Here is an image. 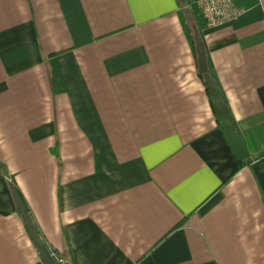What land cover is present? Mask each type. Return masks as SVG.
I'll return each mask as SVG.
<instances>
[{
	"label": "crops",
	"instance_id": "1",
	"mask_svg": "<svg viewBox=\"0 0 264 264\" xmlns=\"http://www.w3.org/2000/svg\"><path fill=\"white\" fill-rule=\"evenodd\" d=\"M194 1L0 0V264H43L16 188L70 264H264V3Z\"/></svg>",
	"mask_w": 264,
	"mask_h": 264
},
{
	"label": "water",
	"instance_id": "2",
	"mask_svg": "<svg viewBox=\"0 0 264 264\" xmlns=\"http://www.w3.org/2000/svg\"><path fill=\"white\" fill-rule=\"evenodd\" d=\"M194 40H195V47L198 56V67L199 73L203 76L204 82L210 96L213 99V106L216 112L217 117H224L222 120V126L225 133V136L234 151L235 157L238 161H243L248 157V152L246 147L244 146L241 138L236 132V128L234 127L231 119L227 116L228 107L226 104L225 97L220 90V86L218 83L208 74V67H207V60H206V52L204 44L199 37L197 30H194ZM2 168V163L0 161V170ZM13 198L15 205L21 214V218L24 222V226L27 230L29 238L32 240L35 248L37 249L40 259L43 264H62L61 262L57 261L56 258L52 255L49 248L47 247L46 243L38 234V231L31 219V216L28 212L26 205L24 204L20 195L14 191Z\"/></svg>",
	"mask_w": 264,
	"mask_h": 264
},
{
	"label": "built area",
	"instance_id": "3",
	"mask_svg": "<svg viewBox=\"0 0 264 264\" xmlns=\"http://www.w3.org/2000/svg\"><path fill=\"white\" fill-rule=\"evenodd\" d=\"M237 0H195L206 26L209 28L222 25L234 20L240 15V10L235 6ZM264 3V0H262Z\"/></svg>",
	"mask_w": 264,
	"mask_h": 264
},
{
	"label": "trees",
	"instance_id": "4",
	"mask_svg": "<svg viewBox=\"0 0 264 264\" xmlns=\"http://www.w3.org/2000/svg\"><path fill=\"white\" fill-rule=\"evenodd\" d=\"M195 11H196V13L199 15V17L201 18V19H203V17L201 16V14H200V12H199V10L197 9V6L195 5ZM204 20V19H203ZM206 24V23H205ZM192 46L194 47V42H193V40H192ZM3 172L4 171V169L3 168H1V170H0V172ZM16 191H17V193L20 195V192H19V190L16 188ZM54 257L58 260V261H60L62 264H70L69 263V261L66 259V258H64V257H62V256H60V255H57L56 253H54Z\"/></svg>",
	"mask_w": 264,
	"mask_h": 264
}]
</instances>
